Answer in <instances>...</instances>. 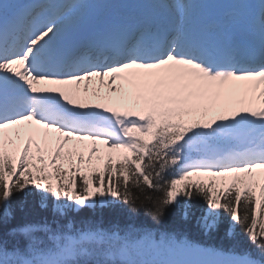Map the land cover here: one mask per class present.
Returning a JSON list of instances; mask_svg holds the SVG:
<instances>
[{
	"label": "snow or ice",
	"instance_id": "1",
	"mask_svg": "<svg viewBox=\"0 0 264 264\" xmlns=\"http://www.w3.org/2000/svg\"><path fill=\"white\" fill-rule=\"evenodd\" d=\"M39 2H0V225L21 195L54 218L0 237V264H264V0ZM194 199L204 235L227 217L254 251L77 219Z\"/></svg>",
	"mask_w": 264,
	"mask_h": 264
},
{
	"label": "trees",
	"instance_id": "2",
	"mask_svg": "<svg viewBox=\"0 0 264 264\" xmlns=\"http://www.w3.org/2000/svg\"><path fill=\"white\" fill-rule=\"evenodd\" d=\"M139 195V193H137ZM190 205L188 209L189 216L185 220L184 213L185 207H173L169 210L166 219L162 224L156 225L151 216L145 210H141L137 214H130L121 209H104L96 213L85 212L77 216V219H101L108 223H119L122 227L128 224H135L137 227L148 226L152 228H159L166 232H176L187 236L190 240L199 242L203 245H211L225 250L236 246V251H243L245 249L254 251V247L248 241L247 237L237 227L235 228L236 239L235 241L225 238V233L231 227L230 221L227 217L224 218L221 229L219 232L206 236L198 228L197 221L201 218L206 210V206L202 200L194 199L186 201ZM11 218L4 225H0V237L9 240V247L11 248L14 241L8 236L13 228H18L26 224L51 222L54 218L51 202L49 206L42 205L39 196L30 195L27 198L20 196L16 199L11 208Z\"/></svg>",
	"mask_w": 264,
	"mask_h": 264
}]
</instances>
